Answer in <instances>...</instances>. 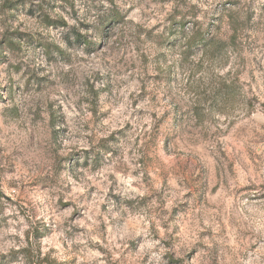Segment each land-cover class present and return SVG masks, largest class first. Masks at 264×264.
<instances>
[{
  "label": "clouds",
  "instance_id": "obj_1",
  "mask_svg": "<svg viewBox=\"0 0 264 264\" xmlns=\"http://www.w3.org/2000/svg\"><path fill=\"white\" fill-rule=\"evenodd\" d=\"M0 264H264V0H0Z\"/></svg>",
  "mask_w": 264,
  "mask_h": 264
}]
</instances>
